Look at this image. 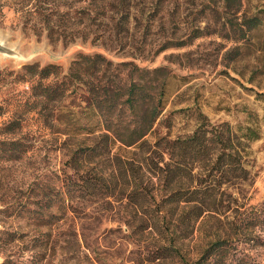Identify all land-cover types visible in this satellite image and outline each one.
I'll return each mask as SVG.
<instances>
[{"label": "rangeland", "instance_id": "rangeland-1", "mask_svg": "<svg viewBox=\"0 0 264 264\" xmlns=\"http://www.w3.org/2000/svg\"><path fill=\"white\" fill-rule=\"evenodd\" d=\"M53 1L57 6L53 22L58 27L51 40L44 28L47 16L42 6L53 8L49 5ZM240 1L238 11L229 13L223 10L222 0H130L133 9L127 33L110 36L115 24L109 23L84 40L80 0H0V43L9 50L8 56L0 53V73L5 77L0 84V106L27 89L15 81L25 65H57L67 75L79 54L102 53L113 63L133 61L146 70L161 68L163 75L158 79L166 81L163 113L142 148L114 143L97 158L83 157L100 135L88 134V124L100 120L87 109L82 83L75 82V91L57 105L58 127L73 126L71 135L40 128L36 117L25 116L24 126L12 136L18 142L19 159L6 162L0 156V197H6L8 204L28 205L35 212L17 215L0 203V264L6 259L13 264H196L218 235L238 240L227 229L238 216L253 210L264 219V0ZM250 19H257L255 28L248 29ZM63 21H69L65 27L70 26L60 27ZM98 75L105 83L111 72ZM86 79H92L91 74ZM15 112L12 106L3 110L0 141L7 138L1 131L9 119L22 118ZM198 113L211 125L249 126L258 139L244 151L250 179L229 185L221 195L225 216L205 215L183 240L179 234L187 231L176 223L174 209L168 208L166 223L157 221L155 202L167 190L157 176L148 173L144 162L152 156L158 137L190 135ZM74 153L79 161L74 164L76 171L107 176L113 196L70 200L62 193L60 173L72 174L67 161ZM135 184L146 186L154 200L148 198L143 207L128 202ZM48 202L71 203L75 210L47 208ZM43 209L56 216L45 218L48 225L44 226L38 218ZM244 234L258 237L259 244L252 248L254 241H236L237 250L244 251L250 264H264V224ZM169 244L181 258L156 260V250ZM242 255L237 252L229 260Z\"/></svg>", "mask_w": 264, "mask_h": 264}, {"label": "trees", "instance_id": "trees-1", "mask_svg": "<svg viewBox=\"0 0 264 264\" xmlns=\"http://www.w3.org/2000/svg\"><path fill=\"white\" fill-rule=\"evenodd\" d=\"M80 2L83 5L81 14L84 25L81 35L84 40L92 32L100 30L101 26L108 27L109 23L115 24V29L109 30V35L112 37L118 38L122 32L129 31L133 9L130 0H80ZM222 2L223 10L226 9L230 13V11H238L241 1L222 0ZM47 3V1L44 2L45 5ZM51 3L53 8L42 7L47 16L44 28L47 31V37L52 40L57 33L54 29L58 26L55 21L53 22V16H57V13H54L57 6L54 1L49 2V5ZM51 9H54L53 13L49 14L48 11ZM40 13V10L36 11L37 15ZM105 21L109 22L106 24ZM68 23L69 21L64 22L60 24V27H65ZM246 24L248 29L255 28L257 19L247 20ZM64 32L62 31L61 35H64ZM73 39L71 38L70 41ZM23 69L22 74L15 76V81L19 85L25 84L27 89L7 99L4 107L0 106V116L5 108L12 106L17 110L15 113L22 117H11L2 127V135L7 138L0 141V156L6 162L19 159L18 142L13 140L12 136L24 126L25 116L33 115L40 128L54 131L55 134L69 136L73 133V126L58 127L57 105L75 91V82L82 83L83 88L85 87V90L82 88L81 96L85 100L88 111L97 114L100 120L96 123H87L88 134L99 133L100 135L92 147L83 151V157L97 158L99 153L104 149L109 150L110 144L114 143H120L126 147L146 146L144 138L153 132L156 121L163 113L166 81L158 79L163 75L161 68L146 70L133 61L113 63L101 53L79 54L71 62L67 75H62L57 65L41 67L33 64L25 65ZM104 70L111 72L105 83H103V76L98 75ZM88 73L91 74L92 79L85 80ZM124 76L125 80L122 79ZM3 77L0 73V84L5 78ZM59 77L61 78L58 79ZM195 127L190 135L181 138L158 137L154 143L156 148L151 152L152 156L148 157V162H144L148 173L157 176L167 190L165 197L161 198L160 202H155V206L159 207V212L156 213L157 221L161 224L166 223L168 208L174 209L176 223L180 224L184 232L187 231V233L179 234L183 240L195 230L199 219L205 215L216 213L225 216L224 208L227 207L222 204L221 195L226 193L229 185L245 183L250 179V172L245 166L244 151L249 143L258 139L257 132L249 126L234 128L227 123L211 125L201 113H198ZM75 155L74 153L67 161L69 169L73 171L72 174H67L65 170L60 173L62 193L70 200L113 196L114 192L107 176L91 174L90 171L83 173L76 171L74 164L79 161ZM148 198L154 200L153 196L148 195L146 186L137 184L133 185V189L127 195L128 202L140 207L147 203ZM6 200V197H0V203L7 204L4 210H11V213L14 211L17 215L29 214L30 216L35 212V209L28 205L8 204L5 203ZM52 207H59L63 211L74 212L75 210L71 203L64 205L63 202L58 204L48 202L47 208ZM48 211L43 209V212L38 215L43 226L48 225L45 218L56 219V216ZM262 224L264 219L252 210L245 216H238L235 221L228 223L227 229L233 230L232 237L238 239L236 241L242 243H246L247 240L254 241L251 245L253 248L259 244V242L256 244L258 237L252 238L244 233ZM181 231L179 229V233H183ZM228 238L230 237L218 235L210 241L196 264L210 262L250 264L245 259L244 251L237 250L236 241ZM237 252L243 255L233 260L234 262L230 261L229 257L237 256ZM179 255L174 246L169 244L157 249L155 258L156 260L181 258ZM2 264L13 263L6 259Z\"/></svg>", "mask_w": 264, "mask_h": 264}, {"label": "water", "instance_id": "water-1", "mask_svg": "<svg viewBox=\"0 0 264 264\" xmlns=\"http://www.w3.org/2000/svg\"><path fill=\"white\" fill-rule=\"evenodd\" d=\"M0 53L9 55V50L5 49L2 44L0 43Z\"/></svg>", "mask_w": 264, "mask_h": 264}]
</instances>
